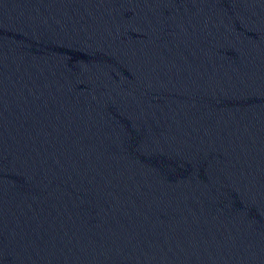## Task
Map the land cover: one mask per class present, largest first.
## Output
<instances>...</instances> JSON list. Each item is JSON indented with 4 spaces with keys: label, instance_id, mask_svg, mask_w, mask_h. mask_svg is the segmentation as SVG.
Listing matches in <instances>:
<instances>
[{
    "label": "water",
    "instance_id": "95a60500",
    "mask_svg": "<svg viewBox=\"0 0 264 264\" xmlns=\"http://www.w3.org/2000/svg\"><path fill=\"white\" fill-rule=\"evenodd\" d=\"M0 264H264V0H0Z\"/></svg>",
    "mask_w": 264,
    "mask_h": 264
}]
</instances>
